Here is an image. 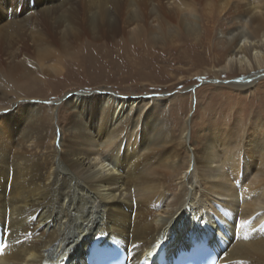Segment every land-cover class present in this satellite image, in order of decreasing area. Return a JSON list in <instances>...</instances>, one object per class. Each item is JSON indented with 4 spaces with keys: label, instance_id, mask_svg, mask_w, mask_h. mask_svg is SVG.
Segmentation results:
<instances>
[{
    "label": "bare ground",
    "instance_id": "1",
    "mask_svg": "<svg viewBox=\"0 0 264 264\" xmlns=\"http://www.w3.org/2000/svg\"><path fill=\"white\" fill-rule=\"evenodd\" d=\"M203 1L215 5L219 0ZM242 1L228 5L231 28L218 42L221 50L214 43L212 51L226 57L228 70L251 78L250 71L264 69V0ZM174 4L187 8L193 2L0 0V20L7 13L8 26L0 33L5 85L0 96L28 92L37 81L34 69L48 57L47 44L61 49V60L87 39L120 38L137 46L148 42L152 29L165 35L175 13L177 34L198 37L186 23L190 17L181 16L184 10L175 12ZM30 5L34 12L17 21V11ZM33 22L35 33L43 28L46 42L31 46ZM200 41L193 43V53ZM241 54L249 58V68L231 64ZM5 55L11 64L2 62ZM108 95L66 98L68 119L58 130L61 135L53 113L48 109L45 118L47 110L39 105L3 117L0 229L6 247L0 264H85L80 251L101 233L125 249V264H156L162 248L180 252L201 240L220 252L218 264H264V123L254 119L249 129L239 124L236 131L232 125L202 130L190 154L185 150L188 121L172 124L153 98L128 102ZM179 130L184 137H178ZM47 133L58 147L42 151ZM27 143L34 145L33 153L24 150Z\"/></svg>",
    "mask_w": 264,
    "mask_h": 264
},
{
    "label": "rangeland",
    "instance_id": "2",
    "mask_svg": "<svg viewBox=\"0 0 264 264\" xmlns=\"http://www.w3.org/2000/svg\"><path fill=\"white\" fill-rule=\"evenodd\" d=\"M234 1L230 0L228 5ZM246 1L243 0L241 4H246ZM192 2L187 8L177 7L175 4L172 7L175 12L178 9L184 10L181 16H185V19L190 17L191 21L186 23L198 31V37L196 34L190 38L177 34L176 27L179 24L175 13L176 22L172 21L166 25L165 35L159 34L160 30L152 29L148 42L141 40L137 46L123 42L120 38L110 42H93L94 40L87 39L84 47L82 45L81 48L68 49L70 54L62 60L61 49L47 46L48 44L43 46L49 50V54L33 71L32 77L37 78L38 82L28 85V92L22 96H16L14 93L0 96V102L3 103L0 104V126L5 123L3 117L10 111L33 104L41 106L43 112L47 110L45 118H48L49 110L53 113L55 128L58 131L67 123V109L63 103L66 98L77 93L83 99L84 96L94 93L99 94L98 97L112 94L113 100L116 101L155 99L154 104L167 113L172 124L181 127L188 121L185 150L190 154L193 152L195 137L202 130L209 132L212 127L232 125L236 131L239 124L249 129L254 119L264 123V69L250 71L251 78H248L247 74H235L234 71L228 70L226 57L221 58L220 52L216 54L212 51L214 43L221 50L222 45L218 42L226 37L225 32L231 28L230 17L226 16L229 9L227 0H219L215 5L203 0ZM170 3L173 4V1ZM27 8L22 12L16 10L17 21L34 12L33 6ZM6 15L7 13H3V20H0L2 34L5 27H8ZM36 25L33 22L34 30L30 33L33 38L31 46L37 44L38 40L46 42L44 30L40 25L35 33ZM58 37L61 38L62 34ZM198 38L201 45L193 53V43L198 42ZM255 53L262 57L260 52ZM50 54L56 55L57 58ZM6 58L7 55L3 56L2 62L11 64ZM218 59L220 61H217ZM232 63L244 64L248 68L250 66V60L244 54L234 57ZM243 78L246 81L240 82ZM239 83L248 85L240 88ZM3 88L5 89V85L0 76V89ZM77 100L79 102L80 98ZM147 106L148 103L146 108ZM182 132L183 130H179L178 137H184ZM60 133L57 132L58 135ZM47 136L42 151L57 145V140H51L49 133ZM34 148L30 143L24 146V150L29 153H33ZM15 149L21 152V149ZM58 149L60 151V148ZM178 189L176 186L170 197L175 195Z\"/></svg>",
    "mask_w": 264,
    "mask_h": 264
}]
</instances>
